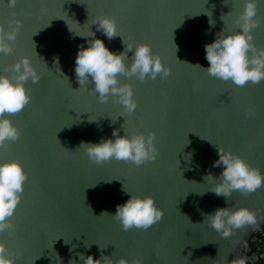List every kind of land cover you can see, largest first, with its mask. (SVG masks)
Returning <instances> with one entry per match:
<instances>
[{"label":"water","instance_id":"95a60500","mask_svg":"<svg viewBox=\"0 0 264 264\" xmlns=\"http://www.w3.org/2000/svg\"><path fill=\"white\" fill-rule=\"evenodd\" d=\"M241 7L242 0H16L11 7L0 0V27L21 22L14 52L0 55V72L11 74L13 61L25 54L40 73L37 83L25 84L30 102L9 116L19 139L0 146V160H18L27 174L10 218L13 228L0 232L14 264H68L70 258L79 261V252L123 256L129 264L137 258L142 264H218L219 257L242 256L248 236L264 221V186L253 194L233 191L227 200L197 192L210 187L205 175L221 172L222 166L213 167L218 154L208 140L264 174V81L238 87L192 65H208L204 44L223 29L236 30ZM104 14L115 18L126 43H149L170 67L164 78L119 76L133 88L137 107L131 115L111 98L99 102L92 84L80 85L74 73L78 46L92 37L73 32H92L110 50H123L119 35L109 40L92 23ZM256 19L251 34L261 48L264 0H257ZM127 55L131 59L132 52ZM113 129L121 135L154 132L156 158L139 166L95 164L77 149L81 141L111 137ZM122 184L133 194L151 195L162 209V218L147 231H125L111 215H100L113 213L128 198ZM241 205L255 211V226L221 237L203 222V213Z\"/></svg>","mask_w":264,"mask_h":264},{"label":"clouds","instance_id":"9594fccd","mask_svg":"<svg viewBox=\"0 0 264 264\" xmlns=\"http://www.w3.org/2000/svg\"><path fill=\"white\" fill-rule=\"evenodd\" d=\"M8 2L11 7L15 5L16 0H8ZM256 17L257 0H242V7L234 20L237 25L236 30L223 29L216 33L211 42L204 44L205 59L208 61L206 67L200 64L192 65L202 68L210 76L226 82L231 81L240 87L248 83L257 84L264 81V47L258 48L251 34L258 23ZM14 23L15 26L9 30L0 27V52L8 53L12 50V42L16 39L21 22L16 20ZM92 23L109 40L119 35L124 48L121 51L110 50L94 33L81 35L68 27L75 35L92 37L86 46H78L74 64L76 79L80 85L90 82L99 102L104 103L111 98L114 103L118 102L122 105L124 112L131 115L137 107V101L133 95L132 85L127 82L122 83L119 76L135 77L140 81L145 80L146 77L155 79L158 74L164 78L169 75L170 67L162 63L149 43L141 41L126 43L114 17L106 14L98 15ZM213 23L214 21L209 20V24ZM173 44L176 53L177 45L174 42ZM33 46L35 51L34 41ZM129 51L132 52L131 59L127 55ZM182 62L191 64L187 61ZM39 79L40 73L27 55L13 61L11 74L0 72V146L6 141H15L19 137V129L9 116L21 111L30 102L31 97L25 87L26 82L30 80L36 83ZM93 120L95 119H89V121ZM154 135L155 133L150 130L147 133L124 131L121 135L117 129H113L111 137H103L96 142L81 141L77 149H83L88 159L95 164L117 160L130 161L139 166L156 158L158 150L154 144ZM208 141L216 147L218 154L217 159L212 162L213 167H222L219 175L213 176L209 173L203 177L204 181L210 183V187L197 192L198 194L211 191L227 200L233 191L249 194L264 186V174L259 169L251 166L231 150ZM186 156L190 159L191 153ZM26 179L27 174L18 160H0V232L13 228L10 218L20 201ZM122 187L128 198L122 203H117L113 213L103 210L100 215H111L125 231L132 228L147 229L161 219L163 211L156 206L151 195L133 194L123 184ZM203 222L211 226L221 237H230L236 229L244 228L246 225L255 226L257 217L255 211L247 206H225L203 213ZM85 247H89V243H85ZM77 256L79 261L70 258L68 264H79L80 261L83 264H129L123 256L113 260L103 252L98 258H93L91 253L85 255L83 252L77 253ZM57 258L59 259L58 256ZM14 259L5 244L0 242V264H14ZM132 264H142V262L137 258ZM218 264H247V258L235 256L231 261H227L223 256L219 257Z\"/></svg>","mask_w":264,"mask_h":264},{"label":"flooded vegetation","instance_id":"af4514ba","mask_svg":"<svg viewBox=\"0 0 264 264\" xmlns=\"http://www.w3.org/2000/svg\"><path fill=\"white\" fill-rule=\"evenodd\" d=\"M242 256L247 258V264H264V221L248 236L242 247Z\"/></svg>","mask_w":264,"mask_h":264},{"label":"snow or ice","instance_id":"6c2138e0","mask_svg":"<svg viewBox=\"0 0 264 264\" xmlns=\"http://www.w3.org/2000/svg\"><path fill=\"white\" fill-rule=\"evenodd\" d=\"M111 16V15H110ZM113 17V16H112ZM21 25V24H20ZM20 27V26H19ZM14 50H15V45L12 47V50H11V52H8V53H3V52H0V55H3L4 57H10L11 55H12V53L14 52ZM23 55H25V54H23ZM4 71H7V69H5ZM37 83V82H36ZM239 87V86H238ZM24 109V108H23ZM23 109L21 110V111H19V112H17V113H14V114H18V113H20V112H22L23 111ZM19 139V137L16 139V140H18ZM117 162H124V161H117ZM249 194H253V192L252 193H249ZM23 196V192L21 193V197ZM162 218V217H161ZM158 222V221H157ZM156 222V223H157ZM155 225V223L154 224H152L151 226H149L147 229H138V230H144V231H147L150 227H152V226H154ZM20 233H19V231H16V237H17V239H19L20 238Z\"/></svg>","mask_w":264,"mask_h":264}]
</instances>
